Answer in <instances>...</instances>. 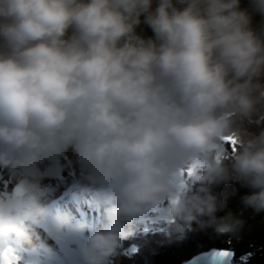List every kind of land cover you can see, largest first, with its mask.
I'll return each instance as SVG.
<instances>
[{
    "label": "clouds",
    "instance_id": "obj_1",
    "mask_svg": "<svg viewBox=\"0 0 264 264\" xmlns=\"http://www.w3.org/2000/svg\"><path fill=\"white\" fill-rule=\"evenodd\" d=\"M0 169L16 264H55L43 229L80 264L146 224L241 238L264 213V0H0ZM66 171L98 219L49 198Z\"/></svg>",
    "mask_w": 264,
    "mask_h": 264
},
{
    "label": "trees",
    "instance_id": "obj_2",
    "mask_svg": "<svg viewBox=\"0 0 264 264\" xmlns=\"http://www.w3.org/2000/svg\"><path fill=\"white\" fill-rule=\"evenodd\" d=\"M219 191L227 197L229 209L234 213H239L241 207L239 196L244 190L239 189L236 185H230L222 187ZM243 218L252 227L250 231H245L239 239L219 237L211 230L191 232L180 240L168 242L166 246L161 247L154 253L151 260H148V263H141L140 260L146 253L144 249L147 239L150 240L154 237L162 244L168 237L177 235L169 233L165 228L164 231L156 234L143 232L132 240L126 241L125 248L114 257V264H181L197 253L213 248H225L232 251L233 260L231 264H264V213L253 214L251 210H248L244 212ZM169 239L173 240L172 238Z\"/></svg>",
    "mask_w": 264,
    "mask_h": 264
},
{
    "label": "rangeland",
    "instance_id": "obj_3",
    "mask_svg": "<svg viewBox=\"0 0 264 264\" xmlns=\"http://www.w3.org/2000/svg\"><path fill=\"white\" fill-rule=\"evenodd\" d=\"M68 157L70 158L71 157V152L69 151V153H68ZM71 179V178H70ZM45 183H49V184H51L52 186H54L55 188H56V190H55V196L52 198V199H55L56 197V201H57V203L59 204L60 203V201L58 202V196H60V194H61V189H62V187H63V185L64 184H66V183H69V182H67V181H65V183L64 184H62L60 187L58 186L59 184H57V183H54V182H52V181H45ZM71 183H73L72 181H71ZM79 190V191H78ZM61 191V192H60ZM76 191L79 193V200L81 201V203H82V206H80V208H79V210L80 211H82V212H84V213H86L87 215H89L90 217H92V216H95L97 219L99 218V214L97 215V214H92V213H90L89 212V209H90V207L88 206V203L86 202V199H89V197L90 196H92V193L89 191V192H87L86 194L87 195H89L87 198L86 197H84V195H85V193H83V191H81V188L80 189H76ZM84 198H85V200H84ZM60 199V198H59ZM84 201H85V205H86V207L83 205L84 204ZM64 203V202H63ZM60 205H62V206H66L67 205V202L66 203H64V204H61L60 203ZM86 208L88 209V211L86 210ZM160 229H163V228H161V227H152L150 224H146L145 226H144V228H143V230H142V232H145V231H147L148 232V234H156V233H160L161 231H164V230H160ZM39 231V230H38ZM11 233H13V232H11ZM10 234V233H9ZM7 236V235H6ZM6 236L4 235V237L6 238ZM137 236H139V233L137 234ZM187 236V235H186ZM9 237H11L12 239H10V238H8L7 237V239H10L11 240V242L13 243L14 242V244H16V245H13V246H15V247H17V245H19L20 246V244H19V242H18V239L17 238H13L11 235H9ZM149 238V237H148ZM156 238H158L157 236H156ZM169 238H172L173 240H171V239H169ZM175 240H180V238L179 237H177V236H172V237H168L167 239H165L164 241L165 242H162V244H160V242L157 240V239H155L154 237H152V239H150V240H148L147 239V244L145 245V249H144V252L146 251V253H144L145 255H143L141 258H140V260H141V263H148V260H151V258H152V256L154 255V253L155 252H157L161 247H164V246H166V244H168V242H173V241H175ZM182 240V239H181ZM33 243H36V241H35V239L33 240ZM52 243V242H51ZM5 244H6V241L4 240V242H0V248H2V247H5ZM49 244V243H48ZM53 244V243H52ZM52 244H49V245H52ZM161 245V246H160ZM55 249H56V251H57V259H56V261H55V264H67V259H66V257L64 258L61 254H60V252L58 251V249H57V247H56V245H52ZM158 246H160L159 248H157ZM5 250L7 251V253H8V255H10V256H13V253L11 252V248L7 245L6 247H5ZM0 251H1V249H0ZM150 256V257H149ZM16 257V256H15ZM148 257V258H147ZM14 263H16V258H15V260H14ZM118 264V263H117Z\"/></svg>",
    "mask_w": 264,
    "mask_h": 264
},
{
    "label": "water",
    "instance_id": "obj_4",
    "mask_svg": "<svg viewBox=\"0 0 264 264\" xmlns=\"http://www.w3.org/2000/svg\"><path fill=\"white\" fill-rule=\"evenodd\" d=\"M219 251H227L231 253V255L228 257H222V256L215 257L213 260V264H231L233 260V253L232 251L225 249V248L223 249L213 248L207 251L199 252L193 255L192 257H190L189 259L183 261L181 264H204V261L206 260L207 257L211 255L212 252H219Z\"/></svg>",
    "mask_w": 264,
    "mask_h": 264
},
{
    "label": "bare ground",
    "instance_id": "obj_5",
    "mask_svg": "<svg viewBox=\"0 0 264 264\" xmlns=\"http://www.w3.org/2000/svg\"><path fill=\"white\" fill-rule=\"evenodd\" d=\"M12 186H13V181L10 179L8 172L6 170L0 169V192L8 191L12 188ZM55 190H56V188L54 186H52V191L49 193L50 199H52L55 196ZM57 200H58V202L60 201L59 196H58ZM66 202L67 201H64V203H66ZM9 233H7L5 235H7V236L11 235L13 238H17L15 233H11V232H9ZM40 233H41V231L40 232L38 231V234L42 240H46L47 243L52 244L42 233L41 234Z\"/></svg>",
    "mask_w": 264,
    "mask_h": 264
},
{
    "label": "snow or ice",
    "instance_id": "obj_6",
    "mask_svg": "<svg viewBox=\"0 0 264 264\" xmlns=\"http://www.w3.org/2000/svg\"><path fill=\"white\" fill-rule=\"evenodd\" d=\"M133 251H135V249H133ZM231 253L227 252V251H219V252H212L211 255L209 257L206 258V260L204 261V264H213V260L215 257H228L230 256ZM10 264H13L12 260H9Z\"/></svg>",
    "mask_w": 264,
    "mask_h": 264
}]
</instances>
